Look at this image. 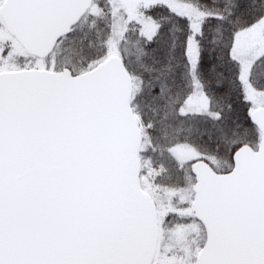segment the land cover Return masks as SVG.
<instances>
[{"label":"snow or ice","instance_id":"1","mask_svg":"<svg viewBox=\"0 0 264 264\" xmlns=\"http://www.w3.org/2000/svg\"><path fill=\"white\" fill-rule=\"evenodd\" d=\"M0 264H264V0H0Z\"/></svg>","mask_w":264,"mask_h":264}]
</instances>
